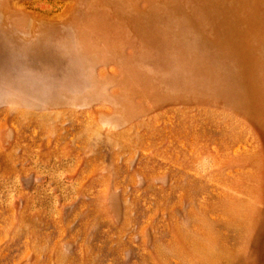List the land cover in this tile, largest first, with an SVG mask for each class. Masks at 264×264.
<instances>
[{"label":"rangeland","instance_id":"rangeland-1","mask_svg":"<svg viewBox=\"0 0 264 264\" xmlns=\"http://www.w3.org/2000/svg\"><path fill=\"white\" fill-rule=\"evenodd\" d=\"M0 264H264V0H0Z\"/></svg>","mask_w":264,"mask_h":264}]
</instances>
